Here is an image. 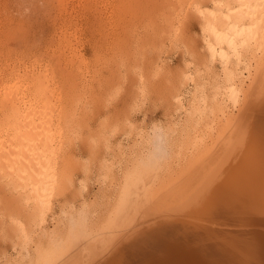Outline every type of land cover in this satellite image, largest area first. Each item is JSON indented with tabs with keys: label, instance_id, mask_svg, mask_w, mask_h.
I'll return each mask as SVG.
<instances>
[{
	"label": "bare ground",
	"instance_id": "obj_1",
	"mask_svg": "<svg viewBox=\"0 0 264 264\" xmlns=\"http://www.w3.org/2000/svg\"><path fill=\"white\" fill-rule=\"evenodd\" d=\"M185 13L198 23L204 68L184 61L173 99L174 113L182 117L169 130L138 131L128 152L124 148L118 162L109 166L116 182L105 210L100 215L86 207L64 212L37 257L17 264H111V259L112 264H264V0H176L157 58L168 45L176 47ZM157 64L153 76L159 72ZM133 74L135 101L129 117L147 100L139 70ZM33 76L30 84L42 97L53 94L49 80ZM23 80L12 79V85ZM251 95L254 100L250 106L248 100L249 109L241 116ZM4 101L8 123L0 138V193L28 217L27 225L15 215L6 217L22 240L26 226L41 228L50 213L60 185L57 155L66 143L67 121L75 115L69 111L62 126H53L37 121L21 102ZM237 112L241 117H235ZM130 121L123 122L126 137L135 129ZM107 130L100 129L97 136L105 146L114 133ZM98 139L88 141L92 148ZM89 161L80 165L84 175ZM78 185L82 192L87 180ZM198 218L202 223L193 221ZM216 223L230 230L214 231ZM113 238L116 244L108 246ZM193 239L197 247L190 246ZM92 247L104 251L90 260Z\"/></svg>",
	"mask_w": 264,
	"mask_h": 264
},
{
	"label": "rangeland",
	"instance_id": "obj_2",
	"mask_svg": "<svg viewBox=\"0 0 264 264\" xmlns=\"http://www.w3.org/2000/svg\"><path fill=\"white\" fill-rule=\"evenodd\" d=\"M201 4L207 3L202 1ZM175 5L176 0H0V138L6 132L2 128H6L8 123L4 100L21 102L29 108L30 114L37 121L53 126L63 125L64 115H67L65 113L74 110L75 115L73 120L65 123V132L68 130L65 133L66 143L56 160V174L60 185L42 227L31 229L26 226V238L18 240L6 217L15 215L24 220L25 225L28 217L17 203L10 204L8 201L12 199L4 196L8 199L6 200L0 193V215L3 216H0V264H17L19 261L28 263L36 258L41 246L49 238L47 235L50 233V236L60 226L64 212L79 211L86 207L97 210L100 215L110 200L112 187L116 182V174L109 166L118 162L124 148L128 152L138 131L150 132L152 127L169 130L173 120L182 117V114L175 115L173 99L180 89L184 61L203 70L204 58L198 36V23L189 13H185L180 25L178 24L176 47L168 45L162 51L161 60L156 57L166 38L165 21ZM118 63L123 68L120 69ZM156 64L159 72L153 76ZM135 68L139 70L146 87L147 100L138 113L129 117V109L135 101ZM119 73L124 76V82L119 79ZM33 75L49 80L53 93L48 96L50 98H45L44 95L43 98L31 86ZM19 76L25 83L15 87L12 79H20ZM68 84H73L72 88ZM76 84L79 87L77 89ZM67 90L73 97L65 96L69 94L66 93ZM249 99L250 106L254 97L251 95L245 100L241 108H247L242 109L245 112L240 111L241 116L249 109L246 106ZM106 100L110 104L106 105ZM44 106L48 109H44ZM183 110L185 107L181 111ZM240 112L235 117L239 118ZM126 120H131L130 124L135 128L127 137L123 123ZM100 129L114 130L112 139H108L106 146L103 144L105 141L102 140L101 144L97 137L101 133ZM95 138L99 141L92 148L88 141ZM68 141L71 142L67 143ZM85 160H90V167L89 173L84 175L80 165ZM87 174L89 176L86 178ZM82 179L87 180V186L80 192L78 183ZM161 218L158 215L155 221L159 222ZM193 221L202 223L201 218ZM212 228L214 231L230 230L229 226L225 228L217 223ZM113 240L107 245L114 244L118 239ZM190 246L197 247L194 239ZM94 250L92 247L88 252L90 260L97 258L104 248Z\"/></svg>",
	"mask_w": 264,
	"mask_h": 264
}]
</instances>
